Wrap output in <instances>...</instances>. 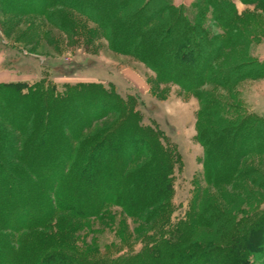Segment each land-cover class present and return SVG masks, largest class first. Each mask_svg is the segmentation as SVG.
<instances>
[{
  "label": "trees",
  "instance_id": "1",
  "mask_svg": "<svg viewBox=\"0 0 264 264\" xmlns=\"http://www.w3.org/2000/svg\"><path fill=\"white\" fill-rule=\"evenodd\" d=\"M14 1L21 0H0V9ZM241 1L264 14V0ZM55 8L88 17L111 49L143 61L161 83L192 92L208 83L226 92L197 95L203 179L222 197L204 202L198 190L174 220L180 158L160 131L139 126L133 95L94 84L58 90L44 80L1 83L0 264H264V172L244 167L249 156L264 157V117L245 112L232 94L240 82L264 77V62L249 51L264 37L262 19L239 17L232 0H192L188 7L171 0H39L27 10L45 16ZM88 103L98 105L90 118L76 108ZM69 111L73 123L61 129ZM101 113L113 121L84 135ZM126 218L140 223L129 230ZM94 220L117 224L118 240L101 247L88 235L98 232Z\"/></svg>",
  "mask_w": 264,
  "mask_h": 264
},
{
  "label": "rangeland",
  "instance_id": "2",
  "mask_svg": "<svg viewBox=\"0 0 264 264\" xmlns=\"http://www.w3.org/2000/svg\"><path fill=\"white\" fill-rule=\"evenodd\" d=\"M21 1L3 5L0 9V73L10 75L13 82L27 85L44 80L45 83L55 84L58 90H62L64 85L77 87L81 84H94L108 90L112 89L123 98L133 95L135 99L133 109L139 115V126L160 131L170 142L171 147L176 149L180 158L173 182L174 220L184 215L191 197L198 190L199 197L204 202L205 199L212 197L214 199L222 197L219 191L209 187L203 179L205 147L197 131V116L201 108L197 95L200 94L206 99L213 93L212 91H217L226 97L225 91L208 83L194 92L184 91L175 83H161L156 73L143 61L111 49L98 32L97 26L88 17L59 8L51 9L43 16L41 11L33 13L27 10L28 7L38 5L39 0H24L25 3ZM185 1L187 0H171L175 6L188 7L192 2ZM232 2L239 17L254 15L262 19L264 24V14L255 12L252 5H244L241 0ZM92 14L102 17V13L96 10H92ZM263 32L264 26L260 33ZM249 51L256 62H264V37L253 43ZM236 53L238 54L237 50L225 54L220 59L218 67L223 68L230 64ZM150 56L152 65L160 64L155 57ZM232 94L245 112L264 117V77L240 82L232 89ZM83 96L80 95L78 99L84 100ZM108 98L110 102L113 101L111 97ZM88 104L89 106L76 104V108L80 115L90 118L91 113L95 111L93 109L97 110L98 105L91 107V104ZM62 111L60 108L61 113ZM71 113V111L67 113V120L64 126L60 125L61 129L73 123ZM113 118L101 113L98 120L91 124L92 128L83 134H93L95 130L107 126ZM57 122L58 119L50 120V123ZM134 151H138L136 146L133 147ZM220 153L219 149L213 152L217 157H220L218 156ZM136 165L134 164L133 168ZM222 165L228 166L226 170L233 167L229 162H223ZM249 165L264 172V157L249 156L244 162V167ZM225 189V192L233 194V190ZM220 198L216 200L219 201ZM111 210L121 216L117 209ZM120 219L116 216V223ZM125 220L129 230L140 223L138 220L133 222L127 218ZM92 226L94 232H98L88 235L97 238L101 247L114 239L118 240L115 238L119 228L117 224L109 227L105 222L94 220ZM135 240L136 237H133V243ZM258 245L261 243H256L257 248ZM134 246L136 250L140 249L138 242Z\"/></svg>",
  "mask_w": 264,
  "mask_h": 264
},
{
  "label": "crops",
  "instance_id": "3",
  "mask_svg": "<svg viewBox=\"0 0 264 264\" xmlns=\"http://www.w3.org/2000/svg\"><path fill=\"white\" fill-rule=\"evenodd\" d=\"M192 0H187L185 3H190ZM7 82H13L11 79V76L7 73H0V84L1 83H7Z\"/></svg>",
  "mask_w": 264,
  "mask_h": 264
}]
</instances>
